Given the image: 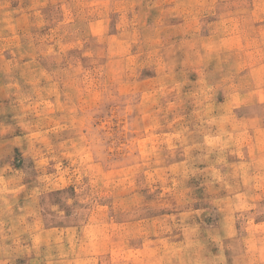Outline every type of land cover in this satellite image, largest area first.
Listing matches in <instances>:
<instances>
[{
  "label": "rangeland",
  "instance_id": "obj_1",
  "mask_svg": "<svg viewBox=\"0 0 264 264\" xmlns=\"http://www.w3.org/2000/svg\"><path fill=\"white\" fill-rule=\"evenodd\" d=\"M0 264H264V0H0Z\"/></svg>",
  "mask_w": 264,
  "mask_h": 264
}]
</instances>
